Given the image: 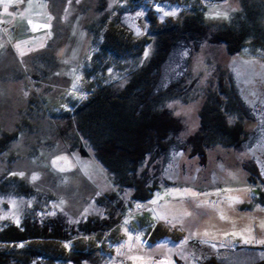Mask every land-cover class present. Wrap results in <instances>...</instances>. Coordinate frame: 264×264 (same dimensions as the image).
<instances>
[{"label":"rangeland","instance_id":"374dc122","mask_svg":"<svg viewBox=\"0 0 264 264\" xmlns=\"http://www.w3.org/2000/svg\"><path fill=\"white\" fill-rule=\"evenodd\" d=\"M196 10L209 38L247 24L251 38L235 54L226 42L204 37L173 49L161 89L183 78L192 84L185 97L166 103L181 123L163 159L162 178L174 184L134 202L82 264L264 262L258 242L264 241V184L249 180L257 173L254 179L264 181V0H0V221L19 223L33 204L73 224L87 215L108 217L115 206L108 198L112 176L86 142L77 108L98 88L122 86L139 70L154 51L150 43L140 52L146 35ZM112 25L134 36L120 56L102 47ZM231 90L237 107L228 103L227 114L244 116L242 145L184 151L200 132L212 92L224 98ZM158 228L180 241L150 243Z\"/></svg>","mask_w":264,"mask_h":264},{"label":"trees","instance_id":"16d2710c","mask_svg":"<svg viewBox=\"0 0 264 264\" xmlns=\"http://www.w3.org/2000/svg\"><path fill=\"white\" fill-rule=\"evenodd\" d=\"M248 26L238 30L228 27L209 38L202 12L198 14L196 10L184 12L173 24L146 35L139 42V50L142 53L152 43L154 51L139 70L122 86L111 84L98 88L77 108L86 142L93 145L96 156L112 176L113 187L108 198L115 204L114 209L106 218L87 215L73 224L65 215L49 214L43 204H33L19 223L0 221V264H33L40 258L85 263L102 245L101 238L106 237L134 202L150 199L157 190L173 186L174 183L162 178L163 159L170 143L179 137L181 123L166 103L174 96L185 97V90L192 84L183 78L161 89L164 64L181 41L195 42L202 37L209 38L210 42H226L230 53H239L251 38L244 30ZM133 40L131 31L112 25L105 33L102 47L106 54L120 56L134 46ZM231 92L224 98L222 91L212 92L207 100L208 108L201 112L200 132L189 137L188 141L194 143L184 151L193 148L191 153L196 155L197 148L204 154L207 147L216 143L236 148L242 145L244 116L236 119L231 112L227 114L230 103L237 107V96ZM255 175L253 173L249 180L251 183L255 180L252 184L260 188L264 181L254 179ZM125 193L130 196L129 202ZM164 238L180 241L178 236H171L162 228L149 235L150 243Z\"/></svg>","mask_w":264,"mask_h":264},{"label":"snow or ice","instance_id":"6c2138e0","mask_svg":"<svg viewBox=\"0 0 264 264\" xmlns=\"http://www.w3.org/2000/svg\"><path fill=\"white\" fill-rule=\"evenodd\" d=\"M4 12L5 13L8 12V4L7 3L4 4ZM168 15H176V12L175 11H170V12L166 11V12H164V16H168ZM217 15H220V14L217 13ZM225 18H226V16H225ZM161 19H163V17H161ZM21 175H23V174L21 173ZM32 179L35 180V179H37V177L33 176ZM221 218H224V217L222 216ZM161 219H163V217H161ZM17 223H18V220H17ZM125 223H127V221H125ZM261 227H264V223L261 224ZM205 235H207V233H205ZM234 235H235V233H234ZM137 239H139V237H137ZM247 242H249V241L246 240L245 243H247ZM258 242L259 243H264V241H258ZM64 246L68 247L67 244H65ZM213 247H215V245H213Z\"/></svg>","mask_w":264,"mask_h":264},{"label":"crops","instance_id":"0c3cea01","mask_svg":"<svg viewBox=\"0 0 264 264\" xmlns=\"http://www.w3.org/2000/svg\"><path fill=\"white\" fill-rule=\"evenodd\" d=\"M31 16L33 17V19H35V20H33V21H35V22H36V21H37V22H38V21H40V22L42 21L41 17H40V20H37V16H36V15L33 14V15H31ZM34 16H35V17H34ZM29 17H30V16H29ZM42 23H43V21H42ZM40 28H42V26H40ZM40 28H39V29H40ZM46 31H47V30H46ZM47 33H48V31H47ZM31 34H32V33H31Z\"/></svg>","mask_w":264,"mask_h":264}]
</instances>
